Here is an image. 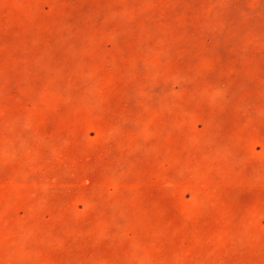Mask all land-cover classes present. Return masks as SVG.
<instances>
[{"label":"rangeland","instance_id":"rangeland-1","mask_svg":"<svg viewBox=\"0 0 264 264\" xmlns=\"http://www.w3.org/2000/svg\"><path fill=\"white\" fill-rule=\"evenodd\" d=\"M0 264H264V0H0Z\"/></svg>","mask_w":264,"mask_h":264}]
</instances>
